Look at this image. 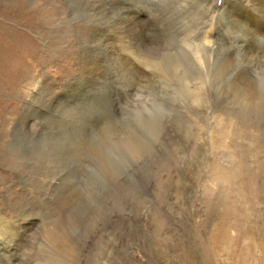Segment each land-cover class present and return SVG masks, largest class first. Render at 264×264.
I'll return each instance as SVG.
<instances>
[{"label": "rangeland", "instance_id": "374dc122", "mask_svg": "<svg viewBox=\"0 0 264 264\" xmlns=\"http://www.w3.org/2000/svg\"><path fill=\"white\" fill-rule=\"evenodd\" d=\"M34 1H14L27 32ZM227 1L38 0L51 57L42 46L1 76L0 250L20 232L19 264H189L190 245L195 264H264V29L253 59L226 47L253 17L223 13V47L203 62L189 46L216 39L192 26ZM34 75L65 95L31 98ZM64 214L76 243L50 257L45 226Z\"/></svg>", "mask_w": 264, "mask_h": 264}, {"label": "bare ground", "instance_id": "6f19581e", "mask_svg": "<svg viewBox=\"0 0 264 264\" xmlns=\"http://www.w3.org/2000/svg\"><path fill=\"white\" fill-rule=\"evenodd\" d=\"M14 1L15 0H0V54L3 53V54H7V56H8V59H6L5 57H3V59H2L0 57V83L2 84V86L4 85L3 80H1L2 71H3V75L6 78V80H7V76H11V77L16 76L17 77V75L20 73V71L22 69L27 68L24 66H27V63L29 61L28 57H34L35 59H38L40 56H42L40 53V48L43 46L46 49V52L49 54L48 56L50 58L51 52H52L51 48L53 47L52 41L54 38V29H53L52 24H50L51 15H52L50 10H46V14H45L46 18H45L44 16L41 15V11H40V4L41 3L39 4L38 0H35L33 2L32 8H31L32 10L29 11L30 12V18L29 19L32 21V24H34V27H29L27 29L28 30V32H27L26 30H23V28H22L21 10L17 9L19 7L14 5ZM21 1H24V0H21ZM208 1L210 2L211 0H204L205 3H209ZM222 5H223L222 8L218 12H214L212 10V8H210L209 10L206 9V11L204 13V17L202 18V21H200L199 25L192 26V27L198 29V33H197V35H198L200 32L204 34L205 33L204 32V27H205L204 25L209 24L212 27V34L211 35L213 37H216V39L215 40H212V39L203 40L200 44L195 43L196 46H193L191 43V44H189L191 51L198 57V59L201 62H203V59L206 57L207 54H209L211 52H215L216 50L218 51L219 48L221 49V47H223L219 44L220 43L219 39L221 37H223V35H224L223 30H222L223 29V23L221 22L220 17L223 15V13H227V16L229 17L230 21L232 20L233 22L238 21V20L243 19V18H246V17H253V20L249 19V25L244 24L243 28L237 27L238 28V34L237 35L235 34L234 38L232 37L234 43L229 44V46L226 44L225 45H226L227 49H229L230 45H231V47H233L234 49H237L238 51L243 52V53H248V51H250L249 57L251 59L255 58L256 53L253 50L255 43L253 42L252 38L253 37H259L260 32L264 29V0L227 1V2H224V4L222 3ZM240 5H242V7L238 8ZM250 5H252L254 7V9L250 8ZM128 8H130V7L128 6ZM236 8H238L239 10H237ZM126 10L128 11L129 9H126ZM208 13H210V17L206 18L207 16L205 17V15H207ZM134 17L135 16H133V18ZM214 18H215V21L213 20ZM135 22H138V21H135ZM43 26H48V28H43ZM135 26H138V25L135 24ZM130 27H128V28H130ZM142 27H144V26H142ZM132 28H134L133 25H132ZM226 29H228V28H226ZM195 30L191 31V33H193V35L195 32H197ZM131 31H133V30H130V32ZM140 31H141V29H140ZM186 31H188V29H186ZM135 32H136V30H135ZM133 35H135V34H133ZM143 35H145V34H143ZM35 36L38 40L33 39V37H35ZM125 36L127 37V35H125ZM141 36H142V34H141ZM126 37H124V38H126ZM129 37H131L130 34H129ZM136 38L138 39V36ZM196 38H198V37H196ZM236 38L239 39L240 41L235 42ZM131 39H130V41H131ZM133 40H135V39L133 38ZM122 41H124V40H122ZM194 41H196V40H194ZM254 41H256V40H254ZM257 42H258V40H257ZM134 43L135 42H133V45H134ZM216 44H218L219 46ZM146 45L147 44H145V47H146ZM128 46H129V44H128ZM158 48H159V46H158ZM129 51H130L129 54H131L132 57L134 58V60L138 63H140L138 61V58L141 57L142 55L148 58V50L146 48L142 50L141 48L134 46L131 50L129 49ZM35 55H38V56H35ZM120 55H122V54H120ZM228 55L229 54H227L226 57L224 58V60H225L224 63H226L228 61ZM35 70H36V73H39L38 69L35 68ZM17 71H19V72H17ZM42 80H43L42 77L40 78V77L34 75V77L29 81L28 85H30L31 89H32V92L30 95L31 98H34L38 95H41L43 93L42 91L45 89V87H47L46 90H48V92H46L45 96L47 97L48 94L49 95L51 94L52 95V96H50L51 100H56V99L60 98L61 96L65 95L66 89H65L64 85H63V88L61 89L62 93L59 92L60 93L59 95L58 94L53 95V89L51 88L52 85L49 84L47 81H42ZM7 82H8V80H7ZM16 87H17V84H16ZM48 99H49V97H48ZM59 101H60V99H59ZM200 101H202L201 98H200ZM57 102H58V100H57ZM50 104H53V103H50ZM56 105H58V103ZM43 110H44V108H43ZM35 217L30 218L27 221H22V222H20V221L17 222L19 219L14 220V221H16L15 223H18V226L21 229V232H25V231H28L26 229L29 228L28 227L29 224H32V223L35 224L36 223ZM70 221H72V219L68 218L67 214H64L62 216V218L60 219V221L56 225L53 224L52 226H48V225H47V227L45 226V228H46L45 229V236H44L45 237V243H43V242L42 243L46 244L45 245V247L47 249L46 252H48L50 254L49 255L50 257H52V254L54 252H57V251H61V252L63 251L64 253H66L70 256L71 252L69 250L72 249V247H73V245H75L76 241L72 240L73 238L71 239L69 237V235L64 236L65 232H62L63 235H59V231H65V228L69 225V223H71ZM7 226H8V221H4L1 218L0 235H2V236L6 235L5 233H7V232L5 230H6ZM18 226H17V228H18ZM12 228H13V226H12ZM238 228H239V230H241V233L242 232L246 233L245 227H243L242 224L238 223ZM3 230L5 232H3ZM225 231H227V230H225ZM225 231L222 234L223 238L227 237V234ZM16 235H17V237H16L17 239H16V241H14L15 243H13V244L7 243L8 245H5V250L2 248L0 250V255L3 257L2 259H4L7 264H19V261L16 262L17 258L20 259L19 256L17 255L18 250L13 252V250H11L9 248L12 245H13L12 247H16V245H17L16 243L20 239V232H18ZM10 236H11V234H10ZM9 241L12 242L13 241L12 238L9 239ZM179 246H181V247L179 248ZM179 246L177 247L178 249L185 247L184 245H182V241H181V245L179 244ZM190 247H191V245L188 248H185L184 252H182V256L185 253V256L183 258L185 260H188L189 264H195L196 262L193 260V258L191 257V254L189 252V250H191ZM19 254H20V252H19ZM2 259L0 258V260H2ZM5 261H3V262H5Z\"/></svg>", "mask_w": 264, "mask_h": 264}]
</instances>
